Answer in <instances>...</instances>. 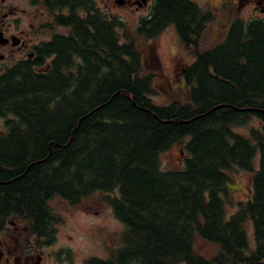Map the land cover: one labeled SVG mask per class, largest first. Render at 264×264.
Listing matches in <instances>:
<instances>
[{
    "label": "trees",
    "instance_id": "1",
    "mask_svg": "<svg viewBox=\"0 0 264 264\" xmlns=\"http://www.w3.org/2000/svg\"><path fill=\"white\" fill-rule=\"evenodd\" d=\"M84 2L56 15L69 33L43 44L47 71L33 68L39 58L0 82V113L14 117L0 139V232L22 221L26 244H52L62 220L52 200L99 191L125 230L107 258L83 264H264V19L235 18L203 46L220 10L157 0L121 34L124 25ZM171 25L195 59L180 70L186 96L160 103L163 72L148 52ZM176 144L184 164L164 169L161 156ZM237 168L252 173L251 195L228 217ZM198 235L219 253L200 254Z\"/></svg>",
    "mask_w": 264,
    "mask_h": 264
},
{
    "label": "rangeland",
    "instance_id": "2",
    "mask_svg": "<svg viewBox=\"0 0 264 264\" xmlns=\"http://www.w3.org/2000/svg\"><path fill=\"white\" fill-rule=\"evenodd\" d=\"M103 4L104 0H98ZM204 10H220L217 14V20L212 22L203 38V46L211 40L218 42L235 18L249 20L253 18H263L253 13L252 7L243 10L238 8L215 7L220 5L219 0H196ZM121 17L126 25L121 33L126 32V27L136 28L141 13L126 12L119 10ZM264 19V18H263ZM53 32H62V28L54 26ZM120 31V29H119ZM50 33L47 30V38ZM153 42L154 56L149 53V59L158 58L160 70L163 74L160 79L156 80L158 93L155 100L160 103H168L174 96L185 97L188 87L181 74V68L194 61V56L190 50H187L181 43L180 35L175 26H169L163 30ZM141 43L142 47H145ZM147 55V54H146ZM145 55V56H146ZM157 61V59H156ZM154 64H157L154 63ZM155 68V66H152ZM159 82L166 84L162 89ZM158 84V86H157ZM168 91V92H167ZM169 92L171 94H169ZM0 127L1 120H0ZM185 153L181 144L172 146L168 151L162 154L161 161L164 169L181 168L184 164ZM255 168L260 166V154L257 153L253 160ZM232 174L233 187L230 188V199L228 204V217L237 209L238 202L247 200L251 195L252 173L237 168ZM115 195V193H114ZM109 195L103 192H94L84 197L79 203H69L60 198L52 200V206L60 214L62 220L58 228L57 239L54 243L44 247V259L42 264H83L84 260L90 256L108 257L110 249L116 247L120 242V235L125 230V225L114 214L112 206L109 204ZM246 223V230L251 243H253L252 222ZM22 225H25L22 221ZM62 248L65 251H62ZM195 248L197 251L206 256L214 257L219 253V247L211 242L206 241L199 235L196 237ZM26 249V248H25ZM30 252V250H24ZM34 258L29 257V261L37 260V251L34 249ZM24 254V253H23ZM25 258V255H22Z\"/></svg>",
    "mask_w": 264,
    "mask_h": 264
},
{
    "label": "flooded vegetation",
    "instance_id": "3",
    "mask_svg": "<svg viewBox=\"0 0 264 264\" xmlns=\"http://www.w3.org/2000/svg\"><path fill=\"white\" fill-rule=\"evenodd\" d=\"M77 1L84 4L86 1V6L91 8V13L95 8L108 20H118L120 25L125 26L126 22L119 10L141 13L137 22L140 25L141 19L153 11L157 0H104L103 4L98 0ZM192 1L202 8L196 0ZM217 3L220 5L214 6L222 7L221 9L235 7L243 10L252 7L256 16L258 14L264 18V0H219ZM70 10V0H0V82L9 77L16 66L29 65L30 62L39 58L43 64H34L33 68L47 71L48 68L44 66L51 58L43 53V44L51 41L55 34L69 33L67 27L58 25L55 20H57L56 15H68ZM54 26L64 31L53 32ZM47 30L50 33L48 38ZM121 30L122 28H120V33ZM13 119L11 113L5 115L0 113L2 126L0 127V139L11 136L8 125ZM60 224L56 226L57 229ZM28 231L26 225H22L19 221H11L6 229L0 232V264H42L43 248L48 244L42 243L44 239H37L36 236H32L31 240L27 238L26 244L24 241ZM34 249L37 251V260L29 261V257L34 258V254H31ZM24 250H30V252ZM62 251L65 249L62 248ZM22 255H25V258Z\"/></svg>",
    "mask_w": 264,
    "mask_h": 264
},
{
    "label": "water",
    "instance_id": "4",
    "mask_svg": "<svg viewBox=\"0 0 264 264\" xmlns=\"http://www.w3.org/2000/svg\"><path fill=\"white\" fill-rule=\"evenodd\" d=\"M197 118V117H196Z\"/></svg>",
    "mask_w": 264,
    "mask_h": 264
}]
</instances>
